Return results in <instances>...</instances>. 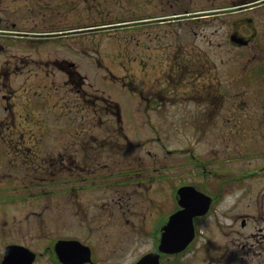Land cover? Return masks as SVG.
<instances>
[{
    "label": "rangeland",
    "instance_id": "obj_1",
    "mask_svg": "<svg viewBox=\"0 0 264 264\" xmlns=\"http://www.w3.org/2000/svg\"><path fill=\"white\" fill-rule=\"evenodd\" d=\"M253 1L75 0V13L67 19L70 25L64 22L61 24V28L66 29L94 27L120 21H140V24L130 27L122 26L73 36L70 42L61 40L59 56L74 61L76 70L79 71L76 81H80L79 78L82 77L93 85H90L89 89L86 85L83 86L82 92L87 97L101 98V93L95 89L97 88L104 92L103 95L106 94L117 102L123 121L126 118L132 120V114L135 117L133 104H136L137 98L134 97L133 102L127 87L117 86L115 83L127 85L134 91V95L139 89L145 95V100L140 103L138 120L126 119L122 123V129L129 140L126 139L124 143L132 147L131 153H135L127 154L128 161L139 160L142 168L148 170L144 177H141V192L145 193V188L148 187L154 190V194L149 196L155 198L159 211L174 208L168 198L169 180L174 187L188 182L196 187L205 186V192L211 193L218 186V180L240 178L244 172L264 165V78L260 77L258 72V66L264 62V6L256 5L252 10L250 7L241 9L243 6H240L251 5ZM224 7L246 11L243 14H221L202 18L193 23L201 11ZM185 11L192 15L172 23L155 21L158 18L179 16ZM247 18H251V23H246ZM234 32L244 36L252 32L254 38L248 46L239 45L231 41ZM69 44H75L78 49L84 51L83 55L73 48L68 49L66 45ZM53 47L54 45L45 44V59L51 56L47 53L48 48ZM195 57L203 59L204 74L199 79L195 73L187 72V68L194 64ZM65 79V76L60 74L61 84ZM197 82H203L205 86L215 89L220 97L219 101L206 108L202 100L199 101V106L197 102L194 103L191 87L192 83ZM154 84L158 88L168 90V96L162 97L165 107L157 113L150 111L146 94L147 88ZM61 93L63 100V91ZM79 100L82 103L85 101ZM88 113L89 111L80 110L76 106L78 120ZM204 113V127L200 129L202 123L197 121ZM106 128L108 130L105 132ZM102 129L101 134H96L97 140H102L105 146L116 145L117 141L113 135L120 136L123 132L119 131V125L109 119L103 122ZM118 142L122 143L120 139ZM87 144L97 145L94 142ZM137 145H140V148H135ZM191 155L201 164L205 163L204 169L207 170L199 168L198 163L190 159ZM112 160L108 157L104 159L109 163ZM167 167L171 170H167ZM260 177L244 182L243 186L237 184L233 191L235 194L226 195L227 192L226 196L224 195L228 201L224 210L219 208V215L222 216L220 224L209 234L212 245L209 248L203 246L199 250L202 257L198 262L192 261L194 264H203V259L209 256L217 257L220 253L216 256L215 250L221 248L228 239L231 238L232 244V238L238 237L231 226L234 214L243 217L253 214L257 209L256 202L264 203L261 199L264 197V177ZM104 181L106 184L112 182L107 178ZM163 185L165 191L160 189ZM68 187L61 184L57 189H62L59 204L46 200L43 206L40 205L41 208L44 207L42 215L56 218L58 214L61 215L60 221L64 223L65 228L62 230L61 224H55L60 229L57 236H77L94 246L108 243L110 249H114L113 245L121 246L125 249V254L119 255V258L125 263L126 260H131L150 249L147 237H137L133 232L124 231L115 215L109 220L92 219L99 217V214L88 207L87 212H84L82 208L85 203L79 204V199H83L81 197L77 199L72 196L71 201L76 211V214L72 215L68 203L69 196L65 192ZM228 187L232 188V184ZM109 189L112 190L111 187ZM225 189L222 188L221 191ZM126 195L132 197V200L137 199L130 191ZM92 197H96L95 192H92ZM109 197L105 195L102 200L110 203ZM141 199V213L149 215L148 210L154 208V205L151 207V201L146 195H141ZM252 204H255V207ZM58 209L60 211L56 212ZM111 209L102 210L106 214ZM88 219H92L89 225L93 230L90 239L85 237V231L82 230L89 222ZM131 220L136 221L135 218ZM30 224L35 229L36 222ZM235 228L242 233L248 231L240 229L239 220ZM227 230L233 232L226 235ZM53 232L58 233V230L53 227L50 231L43 228L38 233L42 240L34 232L24 234L23 238H18L17 241L39 250L42 243L51 240ZM126 243L130 245L128 249ZM235 246L237 243L232 248ZM238 257L256 259L255 256L246 255L245 250H242Z\"/></svg>",
    "mask_w": 264,
    "mask_h": 264
},
{
    "label": "flooded vegetation",
    "instance_id": "obj_2",
    "mask_svg": "<svg viewBox=\"0 0 264 264\" xmlns=\"http://www.w3.org/2000/svg\"><path fill=\"white\" fill-rule=\"evenodd\" d=\"M76 8L75 0H0V264L6 248L10 249L8 264H194L192 261L198 262L202 257L199 250L212 245L209 234L220 224L222 216L219 215V208L224 210L228 201L225 196L235 194V186H243L244 182L237 181V178L220 179L211 193L205 192V186H197L200 192L206 193L212 200L208 212L193 219L194 239L181 252H159L162 229L179 209L172 194L173 185L169 180L168 198L174 208L157 210L155 198L149 196L154 194V190L148 187L145 193L141 192V177L148 170L142 168L139 160L128 161L127 154L135 153H131L132 147L124 143L128 137L122 129L119 116L113 119L119 125V131H123L120 136L113 135L116 145L105 146L102 140H97L96 134L103 132V122L109 120L105 118L108 115L103 114V107L96 106V99L82 92L83 86L89 89L91 84L82 77L76 81L78 73L74 61L59 56L61 40L70 42L73 36L98 32L89 26L61 28L62 22L67 23ZM155 21L173 22L171 16ZM246 23H251V18H247ZM234 33L243 37L247 46L254 38L252 32L247 36ZM45 44L54 45L48 48L47 53L51 56L47 59L44 58ZM66 47L78 50L75 44ZM203 69V59L195 57L194 65L188 67L187 72H195L199 79L204 74ZM60 74L66 78L62 84L59 82ZM204 86L203 82L192 83L191 94L194 103L197 102L199 106L202 100L206 108L216 104L219 97L215 89L204 91ZM167 93L166 88H158L155 84L147 88L148 107L152 113L165 107L162 97L168 96ZM78 98L85 101L82 103ZM136 98L135 120H138L141 100H145L141 89ZM152 101L154 104H151ZM76 106L91 113L82 115L78 120ZM197 122L202 123L199 126L202 129L205 113ZM119 139L122 143L118 142ZM88 142L97 145H88ZM107 157L113 160L110 163L104 161ZM202 168L207 170L204 166ZM167 170L171 168L167 167ZM105 178L112 182L106 184ZM61 184L69 186L65 192L69 196L72 215L76 214L72 196L77 199L81 197L83 199H79V204L85 203L82 208L84 212H87L88 207L99 214V217L92 219L109 220L115 215L124 231L133 232L137 237H147L150 249L125 263L119 258V255L125 254L121 246L113 245L114 249H110L108 243L94 246L77 236H57L60 229L55 224H61L62 230L65 228L60 221L61 215L58 214V218L42 215L44 207L41 206L46 200L59 204L62 189H57ZM231 184L232 188L228 187ZM222 188L226 189L221 191ZM160 189L166 190L164 185ZM129 191L137 199L132 200L126 195ZM92 192L96 194L94 199ZM105 195L110 196V203L102 200ZM141 195L149 198L151 207L154 205L148 210L149 215L141 213ZM261 199L264 200V197ZM252 205L255 207V204ZM34 207L37 209H32ZM256 207L255 213L244 217L234 214L231 226L238 237L232 238V244L231 238L228 239L221 248L215 250L216 256L220 254L203 259V264H264V203L256 202ZM102 209L111 211L104 214ZM92 219H88L89 222L82 229L87 239L93 233L89 226ZM187 220H178L176 228L185 231ZM238 220L241 230L248 229L246 233L235 228ZM34 222L35 229L30 224ZM51 227L58 233L53 232L51 240L42 243L39 250L17 241L24 234L36 232L38 236L43 228L50 231ZM232 232L227 230L225 234L230 235ZM67 242H76L78 245ZM236 243L237 246L232 248ZM125 245L127 249L130 247L127 243ZM172 245L167 248H172ZM242 250L256 259L238 257ZM153 254L158 257H146ZM86 257L89 261L80 263Z\"/></svg>",
    "mask_w": 264,
    "mask_h": 264
},
{
    "label": "water",
    "instance_id": "obj_3",
    "mask_svg": "<svg viewBox=\"0 0 264 264\" xmlns=\"http://www.w3.org/2000/svg\"><path fill=\"white\" fill-rule=\"evenodd\" d=\"M178 194L180 195L179 203L181 205L187 206L185 211L182 210V211L178 212L179 216L188 214V217L191 218L193 215L201 212L198 209V207L194 206V205L199 203V200H201L202 198H205L203 195L196 192L194 190V188H192V187H182L181 189L178 190ZM169 233H170V231L167 232V236H169ZM189 234H192L191 229H190ZM165 243H167V239H166V236L163 235L161 245H163ZM182 244H179L178 246L182 247ZM178 248H180V247H178Z\"/></svg>",
    "mask_w": 264,
    "mask_h": 264
}]
</instances>
